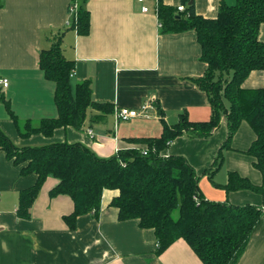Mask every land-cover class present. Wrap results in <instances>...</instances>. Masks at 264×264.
Here are the masks:
<instances>
[{"label":"crops","instance_id":"obj_1","mask_svg":"<svg viewBox=\"0 0 264 264\" xmlns=\"http://www.w3.org/2000/svg\"><path fill=\"white\" fill-rule=\"evenodd\" d=\"M72 1L0 0V78L9 81L7 88L0 87V97L9 101L23 125L29 121L38 127L43 119L55 118L56 85L46 79L40 68V53L50 47L52 38L63 34L64 56L75 62L73 83L90 81L94 101L110 104L114 110L103 114L90 109L81 130L63 127L52 136L34 133L23 137L0 101V129L16 146L81 143L98 156L109 158L120 150L144 146L133 140L160 137L163 122L174 125L182 113L191 122L210 120L208 96L193 81L207 70V64L200 59L197 34L164 33L157 16L159 0H146L148 13L142 12L143 4L137 0H87V35L71 29ZM235 1L193 3L198 15L215 19L222 3L233 5ZM162 3L182 6V0ZM259 39L264 42V25ZM243 87L264 88V71L252 72ZM147 101L157 104L150 118L116 121L117 109H138ZM227 137L228 127L223 120L210 138L184 135L173 141L164 154L186 158L200 177L199 187L207 200L254 205L264 212L263 196L251 191L227 194L223 188L230 172H237L255 185L263 182L262 174L253 165L254 158L246 154L256 139L248 123L241 124L213 180L206 174ZM36 181V174H22V166L15 165L0 150V264H202L183 239L157 256L154 231L142 229L137 220L120 221L118 211L110 207L118 195L116 191L104 193L98 218L91 214L80 216L72 230L64 218L73 213L74 203L66 195L53 197L51 191L58 180L48 177L30 219L20 218V193ZM236 264H264V215Z\"/></svg>","mask_w":264,"mask_h":264},{"label":"trees","instance_id":"obj_2","mask_svg":"<svg viewBox=\"0 0 264 264\" xmlns=\"http://www.w3.org/2000/svg\"><path fill=\"white\" fill-rule=\"evenodd\" d=\"M74 3L77 11L71 29L87 35L90 31L87 0H73ZM182 6L185 11L179 12L177 7L164 5L159 0L157 16L164 33L196 32L200 59L207 64V70L204 76L193 81L208 96L210 120L191 122L182 113L174 125L163 122L160 137L133 140L144 146L120 150L109 158L98 156L81 143L20 148L0 129V150L15 165L22 166V174L37 175L35 185L20 193L17 209L20 218L30 219L42 186L48 177H53L58 185L51 195L69 196L74 203L73 213L64 218L72 230L80 216L91 214L98 218L104 193L116 191L118 195L110 207L118 211L120 221L137 220L142 229L154 231L157 256L183 239L202 264L237 263L264 215L263 210L254 205L207 200L199 187L200 177L186 158L166 156L164 152L184 135L210 138L225 120L228 137L218 151L215 164L206 173L213 180L214 173L224 164L225 151L231 149L234 136L246 122L256 135L246 154L254 158L253 165L262 174L263 182L255 185L237 172H230L223 188L227 194L251 191L264 197V88L243 87L252 72L264 71V42L259 39L264 25V0L222 3L215 19L198 15L193 0H182ZM62 42L63 34H59L40 53V68L46 79L56 85L55 118L43 119L38 127L29 121L23 125L9 101L0 97L23 137L34 133L52 136L56 129L63 127L81 130L90 109L103 114L114 110L110 104L94 101L90 81L73 83L75 62L64 56Z\"/></svg>","mask_w":264,"mask_h":264},{"label":"built area","instance_id":"obj_3","mask_svg":"<svg viewBox=\"0 0 264 264\" xmlns=\"http://www.w3.org/2000/svg\"><path fill=\"white\" fill-rule=\"evenodd\" d=\"M139 3L143 4L142 6V12L148 13L149 8L144 5L146 0H137ZM179 12H184L185 7L184 6H178L177 7ZM77 7L76 5L72 4L70 7V13L72 16L76 14ZM9 86V81L5 78H0V87L7 88ZM156 110V103L155 102H145L140 108L138 109H129V108H120L115 111V118L118 123L121 122H129L130 120L136 119V118H150L151 112ZM91 133V132H90ZM144 154H147V151H144Z\"/></svg>","mask_w":264,"mask_h":264},{"label":"rangeland","instance_id":"obj_4","mask_svg":"<svg viewBox=\"0 0 264 264\" xmlns=\"http://www.w3.org/2000/svg\"><path fill=\"white\" fill-rule=\"evenodd\" d=\"M74 5H76V7H77V4L76 3H74Z\"/></svg>","mask_w":264,"mask_h":264}]
</instances>
